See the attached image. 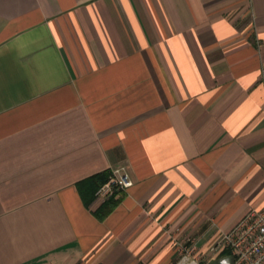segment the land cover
Wrapping results in <instances>:
<instances>
[{
  "label": "crops",
  "instance_id": "1",
  "mask_svg": "<svg viewBox=\"0 0 264 264\" xmlns=\"http://www.w3.org/2000/svg\"><path fill=\"white\" fill-rule=\"evenodd\" d=\"M263 206L264 0H0V264L208 257Z\"/></svg>",
  "mask_w": 264,
  "mask_h": 264
},
{
  "label": "built area",
  "instance_id": "2",
  "mask_svg": "<svg viewBox=\"0 0 264 264\" xmlns=\"http://www.w3.org/2000/svg\"><path fill=\"white\" fill-rule=\"evenodd\" d=\"M133 183L127 167L113 168L108 180L97 189L95 199L105 202ZM177 250L178 257L172 264H220L225 256H231V264H264V206L251 207L224 231L210 247L208 257L198 253L194 243L180 241Z\"/></svg>",
  "mask_w": 264,
  "mask_h": 264
},
{
  "label": "trees",
  "instance_id": "3",
  "mask_svg": "<svg viewBox=\"0 0 264 264\" xmlns=\"http://www.w3.org/2000/svg\"><path fill=\"white\" fill-rule=\"evenodd\" d=\"M110 174H111V170H108L107 172H105L99 176L94 177L93 182L96 185L95 193H96L97 189L108 180ZM114 197L105 201V203L103 204V206L100 210V213H99V214H101L100 216H104L114 206V202H113ZM94 198H95V194H94Z\"/></svg>",
  "mask_w": 264,
  "mask_h": 264
},
{
  "label": "water",
  "instance_id": "4",
  "mask_svg": "<svg viewBox=\"0 0 264 264\" xmlns=\"http://www.w3.org/2000/svg\"><path fill=\"white\" fill-rule=\"evenodd\" d=\"M220 264H231V256H225L220 260Z\"/></svg>",
  "mask_w": 264,
  "mask_h": 264
}]
</instances>
